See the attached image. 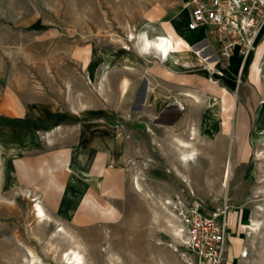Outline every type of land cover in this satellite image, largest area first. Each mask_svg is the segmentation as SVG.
Returning a JSON list of instances; mask_svg holds the SVG:
<instances>
[{"label":"rangeland","instance_id":"1","mask_svg":"<svg viewBox=\"0 0 264 264\" xmlns=\"http://www.w3.org/2000/svg\"><path fill=\"white\" fill-rule=\"evenodd\" d=\"M189 1L0 0V264H22L30 258L28 248L37 264H62L61 252L73 240L61 232L51 236L60 225L78 242L85 264H196L171 230L162 205L166 198L173 205L197 200L207 214L225 210L226 236L243 232L237 241L247 256L239 253L237 259L264 264V223L258 235L243 228V216L263 217L256 205L264 203V154L254 153L264 146V55L254 66L247 63L264 40V0H258L256 46L247 58L235 52L218 60L216 71L195 63L169 71L153 53L136 48L138 40L131 41L128 29L146 26L153 35L166 24L178 31L176 18L186 19ZM151 16L159 20L146 25ZM189 37L195 43L201 33ZM145 79L150 104L159 96L183 108L179 124L159 126L152 119L159 109L145 102L137 109ZM187 89L200 93L202 101L193 103L185 96ZM204 93L219 96V105H208ZM231 99L234 108L226 105ZM192 125L199 137L193 140L196 160L182 167L169 136L186 138ZM150 131L156 133L155 147L167 155L157 149L152 153ZM20 132L23 150L4 145L18 142ZM116 136L121 143L109 138ZM99 151L103 166L93 167ZM226 155L231 170L223 188ZM80 158L89 169L76 173L89 181L81 200L60 213L47 191H65ZM160 166L168 174L163 186ZM153 170L154 186L148 182ZM26 173L43 177L39 183L44 185L18 186L21 178L31 182ZM171 174L180 180L187 175L192 187L176 183ZM136 176L140 190L133 184ZM70 194L65 191L67 198ZM40 195L51 224L37 222L32 214V199ZM223 264H228L226 257Z\"/></svg>","mask_w":264,"mask_h":264},{"label":"built area","instance_id":"2","mask_svg":"<svg viewBox=\"0 0 264 264\" xmlns=\"http://www.w3.org/2000/svg\"><path fill=\"white\" fill-rule=\"evenodd\" d=\"M188 5L186 28L203 32V48L198 50L205 52V56L220 60L236 52L245 58L252 51L253 30L262 13L258 0H190ZM176 210L183 245L193 254L196 264H223L226 211L207 214L197 200L187 204L177 201Z\"/></svg>","mask_w":264,"mask_h":264},{"label":"bare ground","instance_id":"3","mask_svg":"<svg viewBox=\"0 0 264 264\" xmlns=\"http://www.w3.org/2000/svg\"><path fill=\"white\" fill-rule=\"evenodd\" d=\"M187 19H188V13H187L186 19L183 21L184 22V33L187 35H190L193 32L194 33L195 32L201 33V37H199V40L195 43L191 42L185 36L173 38L169 35H165L164 33H155L153 35H149L146 26L140 28L137 31L136 30L132 31V30L128 29L127 36L129 35L132 42H136L137 40H139L140 44H141V46H140L141 48L142 47H144L145 49L149 48V50H151L154 54L153 57H155L159 61H161L163 64V67L167 68V70H169V71H172V70H170L171 68H180V65L190 67L191 64L199 65L201 67V69H205V70H209V71L213 70V69L219 70L218 59L216 57L215 58L211 57V56L207 57V56H205L206 55L205 52H202L201 49L198 50V48L201 46L203 48V42L202 41L204 40L203 39L204 34L201 30L188 31L186 28ZM157 20L158 19L151 17L150 21H149V23H150L149 25L157 23ZM255 46H256V41H255V44L253 46L252 51L254 50ZM125 48H127V47H125ZM128 48H129V46H128ZM252 51L250 53H252ZM250 53L245 58H247L250 55ZM262 55H264V40L261 41L258 44V46L256 47L254 55L249 59L247 66H249L251 64V61L254 62V64H253V66H254L256 63L259 62V59ZM255 56H256V58H255ZM242 68H244V66ZM242 70H244V69H242ZM107 72H108V70H107ZM247 73L248 72H247V68H246V74ZM108 74H109V72H108ZM105 77L107 78V76H105ZM184 93H185V96L188 97L189 99H191V101L195 104L200 103L202 101L201 94L198 93L197 91L187 89ZM203 98L206 100V103L208 105H212V106L219 105V103L221 101L219 96L214 95L212 93H204ZM262 102L264 103V101H262ZM226 105L229 108H234L235 107L234 99H231L228 101L226 100ZM262 130L264 131V128ZM197 133H198L197 126L192 125L188 129V136L186 138H182V137L176 136V135L174 136L175 146H176V148H178V151H179V159H180L179 162H182V164L185 163L188 165V163H191V162L194 163V161L196 160L197 151H196L195 147L193 146V143H194L193 140L197 139V137H198ZM198 139H199V137H198ZM49 143H51V142L49 141ZM254 154H255V157L260 158L261 155L263 157L264 146H263L261 151L257 150V151H255ZM226 156H227V158L225 159V162L223 164L224 168H223L222 180H221V185L223 186V188H227L230 170H231V163H230L231 160H230V158H228V155H226ZM103 158H104L103 152L99 151L97 154H95V156L92 159L93 167L94 166H98V167L103 166V164H101V163H103ZM101 159H102V161H101ZM178 171H179V169H178ZM96 173L100 174V172H96ZM1 174H3V172L0 173V175ZM100 176H101V174H100ZM183 176L185 177V179H183V181L187 182L188 183L187 186L191 188L192 187L191 183L188 180L189 177L187 175H183ZM1 179L3 180L1 182V187H2V183L5 182V179L3 177H1ZM134 180H135L133 183V184H135L134 187H136V189L140 190L141 185L137 179V176L134 178ZM42 189H43V191H45L44 188H42ZM260 200H262V199H260ZM33 201L35 202V204L33 206H31V208H32V214L34 216V219L37 220V222H39V223H44V222L50 223V222H52V218L45 211L44 206L42 205L41 201L39 200V197H37V196H36V198L34 197V199H32V202ZM162 205H164L165 208H167L169 211L170 217H168L167 221H168L169 225L171 226V230H172L173 234L176 235L175 236L176 239L182 243L184 238H183V233H182V226L179 223L177 213L175 212L176 205L174 204L175 205L174 206L173 202L167 198L165 199V201L163 200ZM168 206H170V207H168ZM256 209H257L259 214L263 215V217L262 218H256V219H250V220L248 219L245 222H243V228L245 229V232H247V230H249L252 233L254 232L253 235H255V233L257 231L259 232V230L262 228V225L264 223V203L256 205ZM60 232L65 233L67 236L70 237V239L73 240V244L68 245L61 252L60 259H61L62 264H85L84 253L79 248L78 242H76V240L74 241V236L71 233H69V231H67L62 225H60V227L56 226L55 229H53L51 236L55 237ZM249 238H250V240L252 239L251 236ZM249 243H251V242H249ZM28 255L30 256V258H28L22 264H37L38 257L35 255V253L30 248H28ZM240 255L241 256L246 255V252L243 251V248L240 249ZM239 264H242V263H239Z\"/></svg>","mask_w":264,"mask_h":264},{"label":"crops","instance_id":"4","mask_svg":"<svg viewBox=\"0 0 264 264\" xmlns=\"http://www.w3.org/2000/svg\"><path fill=\"white\" fill-rule=\"evenodd\" d=\"M151 17H154V16H151ZM151 17H149V19H148V23H146V25H149L150 23H149V21H150V18ZM155 18V17H154ZM159 20V19H158ZM176 24H177V28H178V31L172 26V24H170L171 26H172V28L171 29H169L168 28V26L165 24L164 25V31L162 32V33H164L165 35H169V36H171V37H173V38H176V37H181V36H185V37H187L189 40H190V37H189V35H187V34H185L184 33V22L183 21H181V20H178L177 18H176ZM200 33V32H199ZM141 46V44H140V41L138 40L137 41V44H136V48L137 49H139V51H141L142 53H145L146 55H150L151 53H153L151 50H149V48H144V47H140ZM148 49V50H147ZM145 50V51H144ZM170 69V68H169ZM174 69V70H173ZM171 68L170 70H173V71H175V72H177L176 71V69L177 68ZM166 70H167V68H166ZM102 71H103V69H101V73H102ZM143 87H144V93L142 94V96H141V98L139 99V100H136L135 99V104L137 105V109H139V107L140 108H142L143 107V105H144V102H145V104L147 105V106H149V107H152V108H154L155 106L159 109V112H158V115H155V116H153V121L156 123V124H158L159 126H165V127H167V126H176L177 124H179L180 122H181V117H182V113H181V110H182V108L181 107H178V105H176V103L175 104H173L172 106H170L171 104L170 103H167L166 102V100H164L163 98H161V97H159V96H157L156 98H154V103L153 104H150L149 102H148V98H146V93L147 92H149V87H150V83H148V81L145 79L144 81H143ZM152 89V88H151ZM160 95L162 96V95H164V93H160ZM137 98V97H136ZM133 106H135L134 104H133ZM161 113H163V114H161ZM180 113V114H179ZM173 114V117H171V115ZM160 115V116H159ZM165 115V116H164ZM150 141H149V148H152V153H153V151L155 150V149H157L158 150V153L159 154H162V155H167V152L163 149V148H156L155 147V141H156V133H153V132H151L150 131ZM175 136V135H174ZM174 136H169L170 138H173V140H174ZM177 136V135H176ZM180 136V135H179ZM25 137V136H24ZM22 133L20 132L19 133V140H18V142H13V143H5V142H3L4 143V145L6 146V147H8V146H13L15 149H17V151H20V150H23V143H24V140H22ZM109 138H114L115 139V141H116V139H119L120 138V141H119V143H121V140H122V138L121 137H109ZM1 141V140H0ZM118 142L116 143L115 142V145L117 144H119ZM109 147H108V145L106 146V148H105V150H103L104 151V155H107L108 154V152H109V149H108ZM175 148H176V146H175ZM89 149V148H88ZM87 150V149H86ZM156 150V151H157ZM85 151V150H84ZM152 153H150V154H152ZM174 154H175V159H176V161L178 162V165H180V166H185V165H187V164H185V163H183L182 164V162H179L180 161V159H179V151H178V148H176L175 149V151L173 152ZM108 157L107 156H105V159H107ZM9 160V159H8ZM82 160V161H81ZM55 163V162H54ZM53 163V164H54ZM192 163V162H191ZM82 164V165H81ZM82 167H81V166ZM165 165H167V162H166V164ZM84 168V169H83ZM83 170V171H87L89 168H88V165H87V163H85V161L82 159V158H80V160L77 162V166H74L73 165V171L72 170H70V181H69V187L66 189V190H69L70 192H71V197H69V198H67L66 196H65V191H62V190H52V188H50L48 191H47V194L48 195H50V198H52V199H50V200H52L53 201V208H55V209H57V211L58 212H60V213H63V212H67V210H70V208H71V204L73 205V203L75 204L76 202H78V201H80L81 200V198H82V196H83V194H84V186H85V184L87 183V181H89L88 179L89 178H85V176L83 175V174H78V173H76L77 172V170ZM160 169H161V171H162V174H163V177L161 178V179H159V182H160V185L161 186H163L164 184H166V179H165V176H167L168 174H167V172H166V168H163V167H161L160 166ZM178 169H179V171H178ZM180 169L181 168H176L175 170L179 173L180 172ZM24 170V169H23ZM155 170V169H154ZM152 171L153 172V175H152V179H150V178H148V182H149V180L151 181L152 180V185L154 186V184H155V181H156V177H155V175H154V173H155V171ZM25 171V170H24ZM26 172H28V171H26ZM150 171H148V174L150 175V173H149ZM172 176H173V178L177 181L176 183H178V184H180L181 185V183L183 182V180H180V178L176 175V174H171ZM25 176H28V178L26 179V180H30L31 182H25L24 180H25V178H21L20 180H22L23 182H21V181H19V184H18V186H25V185H35V186H43L44 185V183H39L40 182V180H42L43 179V177L42 178H40V176L39 175H37V174H35V175H31V174H25ZM73 181V182H72ZM17 186V185H16ZM46 186V185H45ZM34 187V186H33ZM78 190H80V192L79 193H77V191ZM43 195V198L46 200V197L44 196V193L42 194ZM58 195V196H57ZM57 196V197H56ZM39 197V196H38ZM39 198H41V195H40V197ZM47 199H49V198H47ZM73 207V206H72ZM245 212V211H244ZM243 212V213H244ZM245 214V213H244ZM241 217V216H240ZM240 217H239V223H240ZM233 218H234V216H233ZM243 219H244V221L243 222H245L246 220H250V219H253V215H250V216H248V215H246L245 217L243 216ZM232 221H233V219H232ZM233 225V224H232ZM235 228V227H234ZM234 230V229H233ZM243 233V232H242ZM241 233V231H239L238 232V235L237 236H230V235H228V236H226V245H225V257L227 258V260H228V264H238V263H240L243 259H241V258H239V259H237L238 257H239V253H240V248H242V243H241V241L240 242H238L237 240L238 239H240V240H242V234ZM229 234V233H228ZM240 237V238H239ZM237 243V244H236ZM238 243H240V244H238ZM239 246V247H238ZM244 246H243V251H244Z\"/></svg>","mask_w":264,"mask_h":264}]
</instances>
